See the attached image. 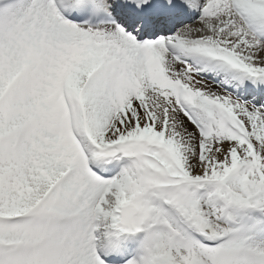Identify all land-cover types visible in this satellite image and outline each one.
<instances>
[{"label": "snow or ice", "instance_id": "obj_1", "mask_svg": "<svg viewBox=\"0 0 264 264\" xmlns=\"http://www.w3.org/2000/svg\"><path fill=\"white\" fill-rule=\"evenodd\" d=\"M0 264H264V0H0Z\"/></svg>", "mask_w": 264, "mask_h": 264}]
</instances>
